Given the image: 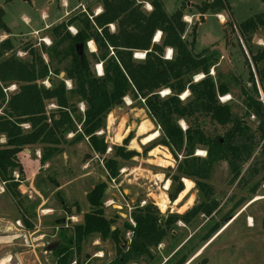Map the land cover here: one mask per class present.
<instances>
[{
  "label": "trees",
  "instance_id": "16d2710c",
  "mask_svg": "<svg viewBox=\"0 0 264 264\" xmlns=\"http://www.w3.org/2000/svg\"><path fill=\"white\" fill-rule=\"evenodd\" d=\"M94 1L93 6L52 26L47 35L50 45L22 46L25 57L18 55L10 37L0 41V138L5 136V142H0V177L9 183V190L17 197L21 184V179L14 175L17 166L23 174H26L23 167L32 172L35 161L39 160L43 166L62 151L63 144L85 139L96 154H105L109 143L100 132L105 129L108 114L123 104L126 96L139 101L161 132L159 138L145 144L144 154L162 144L175 158L183 156L176 170L166 173L172 178L171 200L184 190L183 177L194 179L205 200L181 216L168 215L165 227L158 225L153 203L138 205L135 226L125 224L133 231L131 242L117 247L115 256L103 264L138 263L154 258L153 248L160 245L167 227L175 225L178 219L189 223L197 215H210L216 209L218 203L209 181L221 162L227 164L231 183L239 180L248 185L264 170V161L255 160L258 147L259 159L264 160V101L260 93L261 89L264 91V45L253 52L247 44L253 33L264 29V12L249 17L236 28L250 53L247 56L244 52L248 69V79L244 81L232 71L218 69L221 53L217 48L195 52L198 26L192 27L193 38L188 40L184 4L170 14L162 0ZM227 7L226 0L205 1L199 6V13L222 14ZM92 8L101 11L94 14ZM4 15L0 7V32L10 33ZM71 26L76 28V33L71 31ZM90 41L95 43L96 51L89 52ZM78 43H84L83 58L77 53ZM169 48L173 51L171 58L166 57ZM137 52H144L145 58L135 57ZM94 61L102 64V75L96 74ZM62 71L65 75L61 79ZM201 73L203 77L196 80L195 76ZM45 80L50 82L49 86ZM66 80L72 83L70 89ZM14 84L16 88L9 89ZM233 87L239 88L238 96L233 93ZM165 90L169 92L162 94ZM186 91L188 95L182 98ZM226 95H231L228 101L222 98ZM50 100L54 101L55 110L48 111ZM80 102L85 105L83 111ZM240 105L242 112L238 109ZM252 116L257 118L256 123L252 122L256 127L250 122ZM181 121L186 127L183 128ZM218 127L223 129L222 133L217 131ZM69 133L74 134L71 140H67ZM132 138L133 131L121 145L112 146L113 153L105 157L108 179L98 181L87 193L91 209L75 225L67 243L54 249L56 264H71L74 243L80 253L83 239L90 234L100 233L103 238L119 242V229L112 230L119 215L106 216V190L108 180L118 179L123 167L120 159L139 154L135 149H127ZM26 149L31 150V158L24 154ZM38 149L41 156L34 157ZM199 149L205 150L206 155L196 154ZM249 161L252 162L244 172ZM262 181L264 176L252 187V194ZM245 201L246 198L239 200L232 212ZM218 225L205 239L221 228ZM186 262L187 258H183L176 264Z\"/></svg>",
  "mask_w": 264,
  "mask_h": 264
},
{
  "label": "rangeland",
  "instance_id": "374dc122",
  "mask_svg": "<svg viewBox=\"0 0 264 264\" xmlns=\"http://www.w3.org/2000/svg\"><path fill=\"white\" fill-rule=\"evenodd\" d=\"M205 1L211 0H162L170 14L184 4V16H193L192 22H187L184 16L183 18L187 23L188 40L193 38L192 27L195 24L198 26L195 52L208 47L217 48L221 53L218 69L222 72L232 71L247 81L248 69L245 65L244 52L247 56H250V53L236 28L249 17L263 13L264 2L226 0L228 7L222 11L224 16L222 18L213 11L200 14L199 6ZM94 2V0H0V7L5 11L4 20L10 27V33L29 34L11 37L18 55L25 57L26 53L22 46L28 43L37 47H40L39 44L50 45L52 42L47 36L50 28L65 19L66 12H70L69 16L82 12L84 11L82 7L75 10L77 5L84 3L87 9L93 6ZM146 6L151 7L150 4ZM92 9L96 14L101 8ZM52 22L55 24L46 28V25ZM41 28L43 31H40L39 35L33 32ZM1 38L0 36V41ZM90 42L87 48L92 52ZM93 44L95 45L94 42ZM247 44L253 52L263 46L264 29L253 33ZM43 55L48 60V56ZM166 55H170L169 49ZM99 68L100 63L94 61L97 75H100ZM211 73L215 74V71L212 70ZM201 77L202 73L195 76V79ZM65 82L70 89L71 81ZM44 83L50 85L48 80ZM165 92L166 90L162 91V94H166ZM233 93L238 96L239 88L233 87ZM260 93L264 101V91L261 89ZM222 98L228 101L231 95ZM123 102L111 110L106 119L105 129L100 132L104 133L109 143L105 154H96L85 139L75 144H63L60 153L32 172L23 167L26 173L23 174L21 168L17 166L14 175L21 179L16 191L17 197L9 190V183L3 182L0 177V261L8 257L10 264H56L54 249L59 244L67 243L66 240L75 232V225L81 223L84 213L91 209L87 193L98 181L108 179L105 157L110 156L113 153L112 146L121 145L131 131L133 138L127 149H135L139 154L130 159H120L123 167L120 169L118 179L108 180L106 190L105 213L108 218L115 214L119 215L112 225V230L119 229V242L110 237L103 238L100 233L90 234L83 239L80 253L74 243L73 261L76 260L77 264H103L111 260L116 254L117 247L126 246L133 238V231L127 229L125 224L135 226L138 205L142 207L153 203L157 209L155 216L158 225L165 227L168 215L181 216L205 200V196L192 178H188L194 183L191 191L182 196L181 192L174 201L171 200L169 192L172 178L166 173L169 170L173 173L183 156L181 154L179 159L175 158L170 149L162 144L156 145L144 154L145 142L142 137L155 130L159 132L156 137L159 138L161 135L159 126L152 120L148 111L141 107L139 101L126 96ZM47 104L48 111L55 110L53 100L47 101ZM79 108L83 111L85 108L83 102L79 103ZM238 109L242 112L241 105ZM250 120L251 123L257 122L255 116ZM143 122L151 124L149 126L151 129L147 133H140ZM181 125L183 128L186 127L183 121ZM253 126L256 127V124ZM211 129L214 127L211 126ZM217 131L222 133L223 129L218 127ZM73 136V133L67 134V140H71ZM3 140L5 138L1 137L0 142ZM199 150L196 154L206 155L205 150ZM24 154L32 157V152L25 150ZM40 155L39 150L33 153L34 157ZM255 156L258 162L264 161L262 157L259 159V147ZM251 162L245 164L244 172ZM262 176L264 170L248 185H243L239 180L231 183V177L227 174V164L221 162L209 181L214 188L215 203H218L216 209L210 215H197L189 223L178 219L175 225L167 227V235L160 245L153 248L152 260L131 264H176L183 258H187L185 264H264V181L257 185L256 193L252 194V187ZM184 178L181 180L185 189ZM164 193L169 202L168 207L162 211L160 201ZM242 198H246V201L232 212ZM71 216L75 218L71 219ZM26 221L32 224V227ZM217 225L221 228L205 239Z\"/></svg>",
  "mask_w": 264,
  "mask_h": 264
},
{
  "label": "bare ground",
  "instance_id": "6f19581e",
  "mask_svg": "<svg viewBox=\"0 0 264 264\" xmlns=\"http://www.w3.org/2000/svg\"><path fill=\"white\" fill-rule=\"evenodd\" d=\"M100 11H101V9H100ZM158 36L160 37V32H159ZM159 39L156 38L157 41ZM90 47L92 48L93 51L96 50V46L93 44V42H90ZM168 92H169V90H166L165 93H168ZM188 93L189 92H187V91L184 92V94L182 95V98H185L188 95ZM150 125L151 124L148 123V122H143V124H141V126H140V133H147V132H149L150 129H151V128H149ZM158 135H159V132L158 131H155V130L154 131H151V132H149L143 138V141L145 143L150 142V141L154 140ZM168 156H171V154H168ZM184 182H185L186 188L184 189V191H182L181 196L184 195V194H186V193H188V192H190L191 189L194 186V183H193V181L191 179L184 178ZM167 186H169V182L167 183ZM168 202H169V199H168L166 193H164V196L161 198V201H160L161 207H162V211H164L168 207ZM0 264H10V258L7 257L5 259H1Z\"/></svg>",
  "mask_w": 264,
  "mask_h": 264
},
{
  "label": "built area",
  "instance_id": "2783aa9c",
  "mask_svg": "<svg viewBox=\"0 0 264 264\" xmlns=\"http://www.w3.org/2000/svg\"><path fill=\"white\" fill-rule=\"evenodd\" d=\"M81 7L84 9V10H86V8H85V6L84 5H81ZM149 9H151V7H148ZM220 17H222V14H218ZM199 17H200V15H199ZM184 18H185V20L187 21V22H192V20H193V16H184ZM223 18V17H222ZM71 29H72V31H73V33H76L77 32V30L75 29V28H72V27H70ZM169 52H170V55H166V57L167 58H171L172 57V54H173V51H172V49H170L169 48ZM135 57H137V58H140V59H143V58H145V53L144 52H137L136 54H135ZM100 68H99V70H100V75H102L103 74V66H102V64H100ZM13 88V89H12ZM16 88V85L14 84V85H12L9 89H11V90H14ZM73 218H75L74 216H71V219H73ZM66 225H68V224H66ZM71 264H77V261L75 260V261H73Z\"/></svg>",
  "mask_w": 264,
  "mask_h": 264
},
{
  "label": "crops",
  "instance_id": "0c3cea01",
  "mask_svg": "<svg viewBox=\"0 0 264 264\" xmlns=\"http://www.w3.org/2000/svg\"><path fill=\"white\" fill-rule=\"evenodd\" d=\"M81 5H84V3H80L79 5H77L76 6V8H75V10L76 9H80L81 8ZM100 12V11H99ZM69 14H70V12L68 11V12H66V16L68 17L69 16ZM66 17V18H67ZM222 17L224 18V16L222 15ZM65 18V19H66ZM64 20V19H63ZM60 22V21H59ZM55 23H50V24H47L46 25V28H48V27H50V26H52V25H54ZM9 27V26H8ZM10 28V27H9ZM40 31L42 32L43 30H42V28L41 29H37V30H34L33 32L35 33V34H38L39 35V33H40ZM2 34V35H1ZM1 34H0V36L2 37L1 38V40H4L5 38H7V37H18V36H26V35H29V34H21V35H13L12 33H6L5 31H3V32H1ZM12 39V38H11ZM144 134H142V136H143ZM4 138H5V136H3ZM142 139H143V137H142ZM2 142H5V140H3ZM149 143V142H148ZM143 144H146V143H143ZM39 150V149H38ZM40 151V150H39ZM41 153V152H40ZM169 153H170V151H169ZM41 156V155H40ZM12 161V160H11ZM35 164H34V168L35 169H37V167H39V165H40V163H39V160H37V161H35L34 162ZM37 163V164H36Z\"/></svg>",
  "mask_w": 264,
  "mask_h": 264
},
{
  "label": "water",
  "instance_id": "95a60500",
  "mask_svg": "<svg viewBox=\"0 0 264 264\" xmlns=\"http://www.w3.org/2000/svg\"><path fill=\"white\" fill-rule=\"evenodd\" d=\"M157 38L159 39L160 37L158 36ZM76 47H77V53H78V55H79L81 58H83V56H84V43H78ZM64 75H65V72L62 71V72L60 73V77H64ZM26 151H27V152H31L30 149H26Z\"/></svg>",
  "mask_w": 264,
  "mask_h": 264
}]
</instances>
